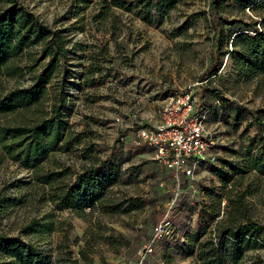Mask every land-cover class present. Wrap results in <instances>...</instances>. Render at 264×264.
Listing matches in <instances>:
<instances>
[{"label": "rangeland", "instance_id": "rangeland-1", "mask_svg": "<svg viewBox=\"0 0 264 264\" xmlns=\"http://www.w3.org/2000/svg\"><path fill=\"white\" fill-rule=\"evenodd\" d=\"M16 1L61 31L66 56L40 103L0 113V124H33L62 94L70 144L47 156L43 171L70 168L62 180L71 182L93 158L107 160L112 171L95 207L77 213L59 209L49 199L51 186L35 181L32 169L3 157L0 196L14 199L0 214V234L18 235L30 220L50 215L52 232L22 235L44 248L46 264H138L152 227L168 213L177 236L160 238L142 264H199L204 242L218 248L224 264H264V232L237 246L224 234L230 225L264 226V174L253 165L264 146V73L237 71L229 54L233 28L224 24L229 53L216 76L199 80L212 48L210 0ZM8 5L0 0V11ZM216 11L237 22L256 20L264 29V1L242 9L230 0ZM40 48L32 46L19 65L39 72L48 61ZM32 73L1 74L0 94L28 86ZM185 92L206 108L203 124L213 143L206 156L216 158L180 176L176 188L152 149L135 140L140 126L159 123L167 97Z\"/></svg>", "mask_w": 264, "mask_h": 264}, {"label": "trees", "instance_id": "trees-1", "mask_svg": "<svg viewBox=\"0 0 264 264\" xmlns=\"http://www.w3.org/2000/svg\"><path fill=\"white\" fill-rule=\"evenodd\" d=\"M226 1L230 0H210L208 20L213 30L212 48L209 63L199 76L200 81L216 76L221 69L223 57L229 53V49L223 46L224 24L233 28L228 35L232 44L229 54H232L231 58L237 71L241 75H246L253 69L264 73V29L257 27L256 20L245 23L220 17L216 9ZM234 1L243 9L259 5L264 0ZM261 24H264V18L259 23ZM64 42L60 30L49 29L33 12L20 6L16 0H9V5L0 11V75L16 77L25 72L32 73V65H19L18 62L28 56L30 48L38 43L41 44L38 52L40 57H48V61L41 66L39 72L31 74V83L28 86L14 87L0 94V113L19 111L40 103L48 91L47 85L60 72V59L66 56ZM203 92L204 89H201L200 96ZM57 95L51 102L50 112H46L47 116L39 121L33 124H0V163L1 159L6 157L32 169L35 181L41 185L51 186L49 199L55 202L59 209L82 213L86 208H94V204L100 200L112 167L110 170L107 169V160L91 158L92 161L71 178V182L62 180L63 175L70 172V168H62L59 172L43 171L42 161L56 150H63V147L70 144L61 112L66 99L62 94ZM197 107H202L206 111L200 102ZM86 157L91 156L87 154ZM209 161L211 160L202 164ZM253 165L258 172L264 174V146L254 159ZM54 181H57V184L52 186ZM13 199L6 195L0 196V214ZM50 217L46 215L42 220H30L20 228L18 235L0 234V264H46L47 255L44 248L32 240L23 239L22 235L52 232L53 222L47 220ZM260 232H264V226L255 222L230 225L224 230L225 237H229L236 246L243 238H252L256 241L254 235ZM199 247L197 254L199 264H224L223 256L212 242L200 243Z\"/></svg>", "mask_w": 264, "mask_h": 264}, {"label": "built area", "instance_id": "built-area-1", "mask_svg": "<svg viewBox=\"0 0 264 264\" xmlns=\"http://www.w3.org/2000/svg\"><path fill=\"white\" fill-rule=\"evenodd\" d=\"M197 98L190 93H180L167 97L160 109L161 119L152 127L140 126L137 129L136 144H146L152 149V159L170 171L175 187L178 188L180 176L190 177L196 166L204 161L214 160L206 156L213 146L204 129L206 112L198 108ZM176 229L166 213L152 227V234L140 252L138 264H142L148 254L153 252L162 237L175 239Z\"/></svg>", "mask_w": 264, "mask_h": 264}]
</instances>
